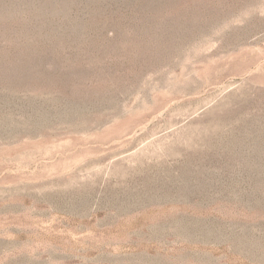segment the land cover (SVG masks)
<instances>
[{"label": "rangeland", "instance_id": "1", "mask_svg": "<svg viewBox=\"0 0 264 264\" xmlns=\"http://www.w3.org/2000/svg\"><path fill=\"white\" fill-rule=\"evenodd\" d=\"M0 264H264V0H0Z\"/></svg>", "mask_w": 264, "mask_h": 264}]
</instances>
